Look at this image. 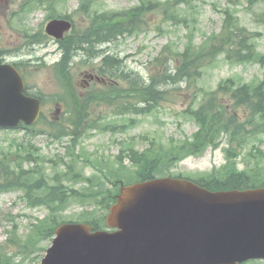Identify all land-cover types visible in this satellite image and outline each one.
<instances>
[{
	"label": "trees",
	"instance_id": "1",
	"mask_svg": "<svg viewBox=\"0 0 264 264\" xmlns=\"http://www.w3.org/2000/svg\"><path fill=\"white\" fill-rule=\"evenodd\" d=\"M26 1V7L43 2ZM95 1L86 0L81 8V11L90 16L88 28L62 43L66 49L65 57L60 65L58 64L56 71L64 79H67L66 72L75 51L74 47L77 51L82 49V45L88 44L90 56L94 57L97 54L94 52V46L97 44H105L121 36L141 32L146 14L157 7L149 0H140L139 6L128 11L95 12L92 15ZM193 1L177 0L174 6L166 7L164 14L180 19L189 28L188 18L183 14L192 8ZM260 1L263 0H248L249 4ZM233 5L236 3L233 2ZM237 12L236 8L224 10L221 31L212 33L201 43L189 32L182 51H174L170 46L164 48L162 54L155 59L153 66L156 72L150 75L148 81L132 78L130 74L123 75L119 72L121 62L112 56L105 57L100 69L101 74L123 80L127 87L123 89L110 86L100 93H93L92 97L88 96L85 100L80 101L74 96L69 102L68 114H79L78 120L72 122V126L78 130L83 125L82 114H90L91 104L115 105L119 108L118 113L122 114L135 112L137 115H149L171 96H182L174 94L179 89L171 91L166 85L185 84L187 88L194 90L188 102L184 99L187 107L181 114L196 124L197 131L191 137L172 139L168 145L154 138L150 146L143 151L129 148L126 155L129 164H124L122 156H119L116 163L109 168L108 174H104L108 185L111 184L110 188L106 187L105 180H87L90 184V194L85 195L86 198H94L105 214L99 216L94 212L85 213L81 217L84 222L90 223L96 229L104 225L105 215L115 202L121 182L147 181L159 175H170L172 167L179 161L191 156L201 157L209 149L217 150L223 143L227 145L224 148L226 163L196 179V182L216 191L264 187V151L259 146L264 135V79L238 85L235 80L229 79L221 82L217 89L209 91L198 87V82L205 72L215 68L223 55L228 61L240 64L264 63V55L257 51L254 36L242 26ZM28 40L30 43H43L46 36L37 33L30 35ZM92 127L104 129V125L101 126L98 121L94 122ZM109 130L113 132L112 127ZM63 132L65 136L69 129L64 128ZM67 156L72 159V165L68 166V175L73 176V179L79 178L80 175L74 173V150L68 149ZM29 158V150L24 144H18L14 151L10 148L3 152L0 159V192H23V199L29 206H45L51 212L45 220L33 226L32 233L24 239L18 236L16 227L10 231L15 237L10 238L9 242L18 247L20 253L28 256L38 250L42 240L52 238L55 228L65 222L58 212L63 211L70 198L79 197L75 196L78 192L70 190L63 182L56 180L50 184L39 168H36L37 172L27 171L24 163L34 161ZM66 176L67 174L63 178ZM0 264H15V257L1 251Z\"/></svg>",
	"mask_w": 264,
	"mask_h": 264
},
{
	"label": "rangeland",
	"instance_id": "2",
	"mask_svg": "<svg viewBox=\"0 0 264 264\" xmlns=\"http://www.w3.org/2000/svg\"><path fill=\"white\" fill-rule=\"evenodd\" d=\"M54 1L57 4V12L59 14H72L73 19L79 26L88 21L85 14L77 11L81 0ZM152 1L160 3L161 10L147 15L145 18L147 25L143 26V32L134 36L122 37L115 42V46H112V50L119 53L121 59L124 60L126 69L129 71L148 78L153 70L154 60L161 54L162 50L167 46H170L173 50H183V44L186 43V37L191 29L198 42L214 32H220L223 26V12L227 8H236L241 24L255 35L257 49L264 55V23L261 20V16L264 14V1L251 5L248 0H194L192 8L184 13L185 18L190 20V28L184 22L168 19L164 14L169 2L173 4L176 0ZM233 2L236 5H233ZM21 3L22 0H0V51L4 53L8 63L16 61L31 62V72L27 75L26 80L28 85L32 86L33 92L43 95L46 99L44 114L48 117L49 114H57L54 100L61 102L58 97L62 96L64 98L67 93L66 88L56 80L51 69L60 59L61 53L58 45L50 41L34 47L27 45L24 34L36 33L45 28L52 11L48 10V3H46L41 8L19 15L17 13L20 11ZM139 4L138 0H98L94 5V11H125ZM175 13L179 15L178 11H175ZM102 49L107 52L108 46L106 45ZM82 59L81 55L75 59L71 76L74 84L81 87L84 93L90 89L83 88L82 84L85 83L82 74L91 71L92 66L80 64ZM94 64L98 65L99 63L96 60ZM229 78H235L240 82L263 79L264 63L240 64L229 62L225 56H222L214 69L206 71L198 86L204 90H212L217 87L219 82ZM167 88L171 91L179 89L174 94H181L182 96H171L167 102L157 107L151 115L117 117L110 115L112 113L111 109H95L92 113V119L106 116V123L119 126L124 124L127 127L124 132L114 135L109 132H97L96 130H93L90 135L89 131L82 138L78 151L90 156L94 165L97 166L95 168L99 170L104 159L112 164V161L114 162L122 150L132 143L142 151L150 146L153 138L167 145L172 139H179L184 136L191 137L196 132L197 126L184 114H181V111L187 106L184 99H186L185 101L191 99L194 90L190 87L187 88L185 85L175 87L173 84H169ZM226 100L228 99L226 98ZM61 112L62 110L59 114ZM128 119L134 120V123L127 121ZM42 129L48 130L49 128L39 124L33 132ZM32 133L27 134L20 130H0V150L7 149L13 140L16 142L31 141L41 149L43 156L54 158L55 155L63 154L64 147L69 144L68 139H65L50 146L47 134L32 137ZM145 137H148V139H145ZM259 145L264 151V136ZM224 147L225 144L219 150H209L199 158H188L176 166L172 172L177 175L199 178L225 163ZM83 163L81 161L79 164V171L83 176L91 177L96 173L102 179L100 172L90 167V164L85 167ZM125 163L128 162L125 161ZM65 183L71 188L79 190L82 194L89 193L88 184L81 180L76 182L66 181ZM21 196L20 193L16 192L0 193V246L2 247L8 245V243L6 244L8 238L15 237L8 233L15 224L18 226V236L23 239L31 233L34 224L49 215V211L45 208H30L27 206ZM88 211L98 213L99 216L103 214V210L99 208L93 198H90V200L85 199L84 202L82 199L74 197L70 199L63 213L60 214L66 221H77L80 220L82 214ZM51 240L47 239L40 244L44 251H36L30 256L23 253L19 254L13 244H10L6 251L16 258L17 264H40L41 258L37 259V256L44 255L45 250L51 245ZM256 264H264V262Z\"/></svg>",
	"mask_w": 264,
	"mask_h": 264
},
{
	"label": "water",
	"instance_id": "3",
	"mask_svg": "<svg viewBox=\"0 0 264 264\" xmlns=\"http://www.w3.org/2000/svg\"><path fill=\"white\" fill-rule=\"evenodd\" d=\"M71 28L53 21L47 33L61 37ZM17 70L0 65V127L31 125L41 102L24 94ZM107 225L56 230L42 264H239L264 259V188L210 192L192 182L153 180L122 186Z\"/></svg>",
	"mask_w": 264,
	"mask_h": 264
},
{
	"label": "flooded vegetation",
	"instance_id": "4",
	"mask_svg": "<svg viewBox=\"0 0 264 264\" xmlns=\"http://www.w3.org/2000/svg\"><path fill=\"white\" fill-rule=\"evenodd\" d=\"M89 86V85H88Z\"/></svg>",
	"mask_w": 264,
	"mask_h": 264
}]
</instances>
